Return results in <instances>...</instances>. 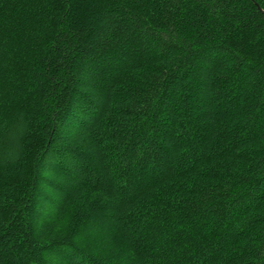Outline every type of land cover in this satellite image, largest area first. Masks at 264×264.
Instances as JSON below:
<instances>
[{"label": "trees", "instance_id": "obj_1", "mask_svg": "<svg viewBox=\"0 0 264 264\" xmlns=\"http://www.w3.org/2000/svg\"><path fill=\"white\" fill-rule=\"evenodd\" d=\"M0 264H264V0H0Z\"/></svg>", "mask_w": 264, "mask_h": 264}]
</instances>
